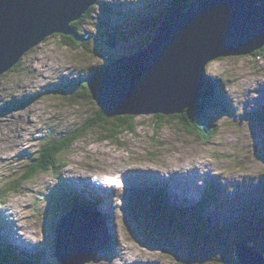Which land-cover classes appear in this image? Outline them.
<instances>
[{
    "label": "rangeland",
    "instance_id": "374dc122",
    "mask_svg": "<svg viewBox=\"0 0 264 264\" xmlns=\"http://www.w3.org/2000/svg\"><path fill=\"white\" fill-rule=\"evenodd\" d=\"M198 1L186 0L185 4L196 8ZM171 2L98 0L88 18L77 25L84 44L74 49L62 44V34L55 33L0 75V191L22 176L47 138L61 137L94 115L98 106L78 82L109 58L147 46ZM107 34L115 36V47L106 45ZM204 74L221 81L227 104L210 111L216 118L208 138H199V131L188 128L180 115L167 118L170 123L156 134L152 125L157 118L152 113L134 115V133L122 134L118 142L100 141L98 130L89 132L60 158L66 163L55 172L40 173L23 182L19 193L0 196V240L11 243L21 258L31 253L32 264H61L54 254V226L72 206L66 188L82 196L80 188L95 181L104 189L99 203L102 212L91 199L93 204L84 206V197L74 207L90 205L102 221L104 246L83 264H110V253L122 254L124 246L136 252L133 264H148L149 260L234 264L235 245L241 237L255 254L264 257V52L220 57L207 63ZM65 84L68 93L63 94L56 87ZM185 167L197 170L186 171ZM67 168L96 175L82 184L76 180L72 187L68 181L79 177H67L63 172ZM150 168L159 176L175 169L185 172L187 193L174 178L158 180ZM110 182L117 189L108 188ZM129 187L145 198L131 202L127 211ZM153 188L164 189L165 201L177 210L158 213L146 197ZM207 190L214 199L204 210L203 220L210 227L201 237L203 228L183 211L200 201ZM12 209L18 214L10 215ZM112 218L115 224L110 223ZM146 234L153 239L149 243ZM226 258L229 262L223 263Z\"/></svg>",
    "mask_w": 264,
    "mask_h": 264
},
{
    "label": "water",
    "instance_id": "95a60500",
    "mask_svg": "<svg viewBox=\"0 0 264 264\" xmlns=\"http://www.w3.org/2000/svg\"><path fill=\"white\" fill-rule=\"evenodd\" d=\"M97 1L0 0V75L55 33L81 43L84 36L71 22ZM106 36V45L115 47V36ZM263 45L264 0H199L196 8L171 6L147 46L109 58L92 70L86 87L108 116L182 113L198 101L208 62L250 54ZM96 218L92 210L77 206L60 215L54 226V254L61 264H83L97 256L104 245ZM234 257V264H264L263 255L242 241L235 245Z\"/></svg>",
    "mask_w": 264,
    "mask_h": 264
},
{
    "label": "trees",
    "instance_id": "16d2710c",
    "mask_svg": "<svg viewBox=\"0 0 264 264\" xmlns=\"http://www.w3.org/2000/svg\"><path fill=\"white\" fill-rule=\"evenodd\" d=\"M261 1V0H257ZM186 0H172L171 6H183L185 5ZM151 5V4H149ZM93 6H91L85 14L79 20L71 22L72 27L78 32V23L88 18V16L92 13L90 10ZM168 8V10L170 9ZM167 10V11H168ZM90 13V14H89ZM167 13V12H166ZM82 35V33H79ZM63 40L61 41L62 44L65 45H73L72 47L77 46L74 42L73 38L66 35H61ZM83 36V35H82ZM84 44V41L82 42ZM255 53H263L264 52V45L262 47L257 48L253 51ZM252 52V53H253ZM15 66L11 67L9 70H12ZM81 83V87L84 89L86 87V82H78V85ZM68 84L56 87L57 90H60L63 94L68 93L67 91ZM224 85L221 81H215V79L207 78L204 76L202 77V84L200 90V97L198 101L191 107L185 109L182 113H174L169 114L166 116L162 113H156L154 117L157 118L155 120L154 125H152V129L154 133H158L165 124H169L167 118L171 116H181L182 119L185 121V125L188 128L192 129L193 131H199V138H208L210 134L209 131L213 128V122L216 118V114H210V111H218L220 106H227L225 99H224V92H223ZM87 89V87L85 88ZM87 95L89 96V91L87 89ZM83 94V92H82ZM71 96L70 98H72ZM91 103L95 104L93 100L89 97ZM135 122H134V115H117V116H108L106 115L99 107H96V111L94 115H88L81 123V125L73 130H69L65 132L61 137H50L47 138L40 147V150L36 156L29 161L27 164L24 173L21 177L11 183H7L4 185V189L0 191L1 198L6 197L9 193H19L20 187L23 182L33 179L40 173L44 172H55L57 170L58 165H64L66 161L64 159H60L64 156V154L70 150L72 145L80 138L88 134L89 132H93L98 130L99 136L98 140L100 141H112L118 142V139L124 133H134L135 131ZM52 136V135H49ZM49 144V145H48ZM61 163L58 164V162ZM129 187V193L127 199L130 201L125 203V208L127 211L129 207L132 208L131 202H139L140 200L144 201V193L142 195L141 191L139 192L135 188ZM151 191V192H150ZM210 190H207L202 194V198L200 201L195 203L193 207L185 209L183 212L188 214L191 218L190 220L196 223L197 226L203 228L199 231L201 237H205L206 230L209 229L210 224L203 220L205 218L204 210L208 207L209 203L214 199V195L209 194ZM146 197L150 200L151 206L159 213L160 211L163 213H167L168 209L170 208L173 212L177 210L174 205H170L165 201V193L163 190H157V188H153L152 190H147ZM133 202V203H134ZM79 200L76 195H72V199L70 200L69 204L73 206V204H78ZM90 206V205H88ZM170 211V210H169ZM157 214V213H156ZM196 227V225H195ZM194 228V227H193ZM204 233V235H203ZM195 236L196 233H195ZM151 235L146 234L144 239L146 243H149L153 239H150ZM242 238V237H241ZM239 238L237 241H241L244 239ZM204 239V238H203ZM206 242V241H205ZM31 254V253H30ZM29 253L26 257L21 258L17 256L14 248L12 250V246L7 244L6 242L0 240V264H32L34 256ZM29 255L31 257H29ZM229 262V259H222L223 263Z\"/></svg>",
    "mask_w": 264,
    "mask_h": 264
},
{
    "label": "bare ground",
    "instance_id": "6f19581e",
    "mask_svg": "<svg viewBox=\"0 0 264 264\" xmlns=\"http://www.w3.org/2000/svg\"><path fill=\"white\" fill-rule=\"evenodd\" d=\"M95 5V4H94ZM93 6V5H92ZM87 12V11H86ZM85 14V13H84ZM49 145V144H48ZM96 160V159H95ZM181 160V159H180ZM76 167V166H75ZM83 167V166H82ZM79 168V167H78ZM87 168V167H86ZM129 169H131V168H129ZM145 169V168H144ZM184 170H186V171H188V170H197V168H189V167H185V168H183ZM148 170V169H147ZM149 170H151L152 171V173H154L155 175H156V177L158 178V180H160V181H167V179H169V178H174V179H176L178 182H179V184H180V186H181V189H182V191L183 192H186L187 193V186H186V184H185V180H184V178H185V172H180L179 170H171V173H163L162 175L163 176H159V175H157V170H153V169H149ZM148 170V171H149ZM146 171V170H145ZM63 172H65V175L68 177V176H71V177H79V178H75V179H70L71 181H68L71 185L70 186H74L75 187V181L76 180H79L80 182V184H82V183H84V182H86L91 176L92 177H94L96 174H87V173H83V172H81V171H79V170H77V169H74V168H67L66 170H64ZM118 174V173H117ZM117 174H115V175H117ZM122 176V175H121ZM121 176H119V177H121ZM120 179V178H119ZM48 181V180H47ZM89 181V180H88ZM93 184L96 186V187H93ZM93 184H92V186L91 185H89V182H88V184L86 183L85 184V186H83L82 188H80L81 190H83V194H82V196L81 197H84L86 200H89V199H91V200H93V202H94V204L98 207V211L99 212H102L101 211V208L99 207V203H100V201L101 200H103V195H101L100 193H101V191H103L104 189L103 188H101V187H98L96 184H95V181H93ZM109 186L110 187H108V188H110L111 190H115V189H117V187H118V185H116L115 183H113V182H110V184H109ZM99 189V190H98ZM189 194H186V197L188 196ZM87 197H89V198H87ZM70 199V198H69ZM13 207V206H12ZM91 210V209H90ZM14 213V215L15 214H18V213H15L14 211H13V209H12V212L10 213V215L11 214H13ZM114 220H115V218H112L111 219V221H110V223L111 224H113L114 223ZM102 221L100 220V223H101ZM115 224V223H114ZM104 235V234H103ZM20 237V236H19ZM20 239V238H19ZM27 241V240H26ZM20 243H22V244H24L25 243V241L23 242H20ZM25 245V244H24ZM122 249H123V252H122V254H119V253H117L118 251H115V250H113L111 253H110V261H111V263L112 264H133L134 263V261H135V257H136V252H134V251H131V248H129V247H126V246H124V247H122ZM152 261H154V260H152ZM157 263H154V262H151V260H149L148 261V264H158L159 263V261H156ZM110 263V264H111Z\"/></svg>",
    "mask_w": 264,
    "mask_h": 264
}]
</instances>
